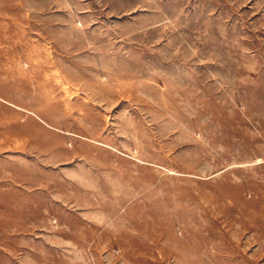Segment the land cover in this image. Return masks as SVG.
Segmentation results:
<instances>
[{"label": "rangeland", "instance_id": "1", "mask_svg": "<svg viewBox=\"0 0 264 264\" xmlns=\"http://www.w3.org/2000/svg\"><path fill=\"white\" fill-rule=\"evenodd\" d=\"M0 264H264V0H0Z\"/></svg>", "mask_w": 264, "mask_h": 264}, {"label": "bare ground", "instance_id": "2", "mask_svg": "<svg viewBox=\"0 0 264 264\" xmlns=\"http://www.w3.org/2000/svg\"><path fill=\"white\" fill-rule=\"evenodd\" d=\"M32 47H33V45L31 46V49H32ZM34 48H35V47H34ZM36 49H37V48H36ZM29 50H30V49H29ZM32 51H33V50H32ZM33 52H34V51H33ZM29 53H30V52H29ZM33 55H34V54H33ZM33 55H32V56H33ZM28 56H29V55H28ZM30 59H32V58H30Z\"/></svg>", "mask_w": 264, "mask_h": 264}]
</instances>
